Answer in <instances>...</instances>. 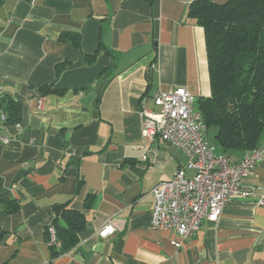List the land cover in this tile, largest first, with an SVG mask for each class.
Wrapping results in <instances>:
<instances>
[{"label": "crops", "instance_id": "0c3cea01", "mask_svg": "<svg viewBox=\"0 0 264 264\" xmlns=\"http://www.w3.org/2000/svg\"><path fill=\"white\" fill-rule=\"evenodd\" d=\"M193 1L4 0L0 95L20 101L22 116L0 124L9 139L0 144V264H264V158L244 180L253 196L203 220L181 247L151 224L152 189L179 168L193 171L181 148L144 140L141 109L157 111L160 90L186 87L195 102L211 94ZM65 33L80 34L81 49ZM213 134L207 142L222 153ZM69 200L86 227L53 256V205ZM4 202L19 208L5 211ZM109 221L114 233L100 236Z\"/></svg>", "mask_w": 264, "mask_h": 264}, {"label": "trees", "instance_id": "16d2710c", "mask_svg": "<svg viewBox=\"0 0 264 264\" xmlns=\"http://www.w3.org/2000/svg\"><path fill=\"white\" fill-rule=\"evenodd\" d=\"M146 1L153 4L156 0ZM3 3L0 0V9ZM188 16L205 32L211 94L197 98L195 106L207 133H215V146L222 153L242 154L260 147L264 136V0H194ZM63 39L81 49L80 34L65 33ZM100 49L86 54L89 62ZM0 108L7 122L21 121L22 105L11 95H0ZM4 206L8 212L19 208L14 202H4ZM53 215L56 240L51 250L57 256L79 243L86 216L73 209L70 200L53 205Z\"/></svg>", "mask_w": 264, "mask_h": 264}, {"label": "built area", "instance_id": "2783aa9c", "mask_svg": "<svg viewBox=\"0 0 264 264\" xmlns=\"http://www.w3.org/2000/svg\"><path fill=\"white\" fill-rule=\"evenodd\" d=\"M1 94V86H0ZM157 111L143 107V138L153 141L156 137L181 148L188 157V167L193 174L188 176L185 168H179L167 180L158 183L151 191L154 206L151 224L154 228L169 230L182 241L195 235L203 220L216 222L223 209L233 200H245L253 196L252 189L244 185L264 158V147H257L240 159L228 153H217L207 142V127L201 112L195 106V96L186 87L160 90L154 97ZM43 101H39L42 107ZM7 122V115L0 114V124ZM9 142L1 131L0 144ZM264 205V196L257 201ZM49 231L54 243L55 229ZM115 231L109 221L98 234L107 237Z\"/></svg>", "mask_w": 264, "mask_h": 264}, {"label": "rangeland", "instance_id": "374dc122", "mask_svg": "<svg viewBox=\"0 0 264 264\" xmlns=\"http://www.w3.org/2000/svg\"><path fill=\"white\" fill-rule=\"evenodd\" d=\"M213 131H209L208 135H207V140L210 141V142H213Z\"/></svg>", "mask_w": 264, "mask_h": 264}, {"label": "water", "instance_id": "95a60500", "mask_svg": "<svg viewBox=\"0 0 264 264\" xmlns=\"http://www.w3.org/2000/svg\"><path fill=\"white\" fill-rule=\"evenodd\" d=\"M153 74V71H150V75H152Z\"/></svg>", "mask_w": 264, "mask_h": 264}]
</instances>
